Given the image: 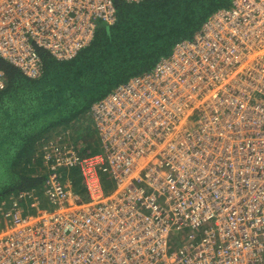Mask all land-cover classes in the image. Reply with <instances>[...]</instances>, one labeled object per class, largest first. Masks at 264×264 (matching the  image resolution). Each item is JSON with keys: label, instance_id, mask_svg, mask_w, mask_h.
I'll return each mask as SVG.
<instances>
[{"label": "built area", "instance_id": "2783aa9c", "mask_svg": "<svg viewBox=\"0 0 264 264\" xmlns=\"http://www.w3.org/2000/svg\"><path fill=\"white\" fill-rule=\"evenodd\" d=\"M116 19L115 0H0V57L35 78L39 48L72 59ZM91 116L98 152L45 146L47 205L0 201V264H264V0H231Z\"/></svg>", "mask_w": 264, "mask_h": 264}, {"label": "trees", "instance_id": "16d2710c", "mask_svg": "<svg viewBox=\"0 0 264 264\" xmlns=\"http://www.w3.org/2000/svg\"><path fill=\"white\" fill-rule=\"evenodd\" d=\"M231 0H115L116 22H100L93 41L75 57L58 60L39 48L41 73L31 78L0 57L6 85L0 89V201L25 192L43 198L49 169L45 146L67 142L70 129L82 130V151L100 150L91 108L120 83L154 67L176 43L192 38L203 23ZM76 191L83 186L71 168ZM68 168H61L65 173ZM105 177V176H104ZM108 178L106 191L110 189ZM26 206V202H21Z\"/></svg>", "mask_w": 264, "mask_h": 264}, {"label": "rangeland", "instance_id": "374dc122", "mask_svg": "<svg viewBox=\"0 0 264 264\" xmlns=\"http://www.w3.org/2000/svg\"><path fill=\"white\" fill-rule=\"evenodd\" d=\"M81 130H82V126L81 125H75V127H73V129H70V136L68 137V141L70 143L73 142L74 138L75 137L77 138V134H79L80 133L79 131H81ZM79 141H82V140L78 139V142L76 143V145H78V144L80 145L81 144V142H79ZM107 193H109V192H107ZM42 204L43 205H47L46 200H44L43 198H42Z\"/></svg>", "mask_w": 264, "mask_h": 264}]
</instances>
